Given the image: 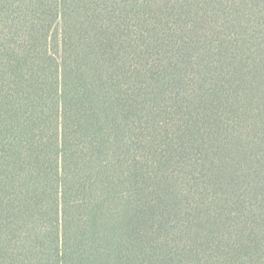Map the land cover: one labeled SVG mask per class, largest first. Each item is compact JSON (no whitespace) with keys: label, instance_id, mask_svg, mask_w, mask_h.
Here are the masks:
<instances>
[{"label":"trees","instance_id":"1","mask_svg":"<svg viewBox=\"0 0 264 264\" xmlns=\"http://www.w3.org/2000/svg\"><path fill=\"white\" fill-rule=\"evenodd\" d=\"M0 264H264V0H0Z\"/></svg>","mask_w":264,"mask_h":264}]
</instances>
